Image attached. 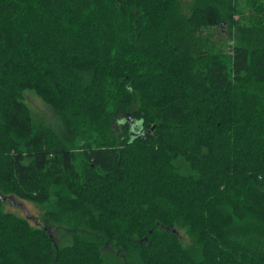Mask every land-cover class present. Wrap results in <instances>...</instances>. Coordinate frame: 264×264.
Wrapping results in <instances>:
<instances>
[{"label":"trees","instance_id":"1","mask_svg":"<svg viewBox=\"0 0 264 264\" xmlns=\"http://www.w3.org/2000/svg\"><path fill=\"white\" fill-rule=\"evenodd\" d=\"M28 90L60 130L35 125ZM108 246L264 264V0H0V264H115Z\"/></svg>","mask_w":264,"mask_h":264},{"label":"rangeland","instance_id":"2","mask_svg":"<svg viewBox=\"0 0 264 264\" xmlns=\"http://www.w3.org/2000/svg\"><path fill=\"white\" fill-rule=\"evenodd\" d=\"M195 1L196 0H179L181 9L185 13L189 14L190 8ZM220 33L221 31L217 30V32L214 34L215 41L219 45V50L229 52L231 50L230 48L232 41L229 40V35L226 33V30L224 34L221 33L222 36ZM23 101L29 107L34 123L38 128L48 127L55 130H60L61 122L59 118L54 114L52 109L37 96L34 91H26ZM128 120L130 122V126L137 130L139 126H137L135 121L131 120L130 118H128ZM124 121L125 120L119 122L116 128H121V125L124 124ZM4 202L3 209L5 212L12 213L20 218L27 219L29 223L35 228L50 229L54 244L57 245L58 249H62L71 245L73 238L71 230L49 222L45 216V206L37 205L16 198H7ZM178 234L185 243L189 244L190 237L187 236L186 233L179 231ZM78 235L81 238L86 237L90 239V237L85 235L84 232H78ZM104 257L108 261L115 264H141L136 257L125 256L123 253H118V251L112 246L105 247Z\"/></svg>","mask_w":264,"mask_h":264},{"label":"water","instance_id":"3","mask_svg":"<svg viewBox=\"0 0 264 264\" xmlns=\"http://www.w3.org/2000/svg\"><path fill=\"white\" fill-rule=\"evenodd\" d=\"M7 198H8V197H7ZM7 198H5V199H3V200L5 201Z\"/></svg>","mask_w":264,"mask_h":264}]
</instances>
